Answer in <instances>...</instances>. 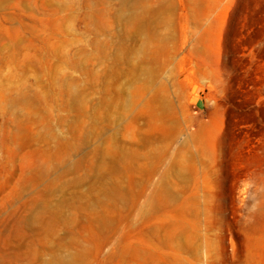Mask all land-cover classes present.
<instances>
[{"label":"rangeland","instance_id":"374dc122","mask_svg":"<svg viewBox=\"0 0 264 264\" xmlns=\"http://www.w3.org/2000/svg\"><path fill=\"white\" fill-rule=\"evenodd\" d=\"M0 264H264V0H0Z\"/></svg>","mask_w":264,"mask_h":264}]
</instances>
